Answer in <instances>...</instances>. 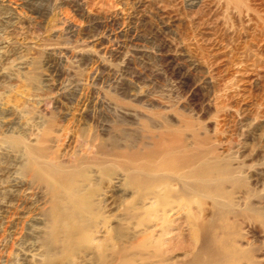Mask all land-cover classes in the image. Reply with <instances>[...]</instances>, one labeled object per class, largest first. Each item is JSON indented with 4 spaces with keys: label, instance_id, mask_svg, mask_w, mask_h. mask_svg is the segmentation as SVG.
Segmentation results:
<instances>
[{
    "label": "rangeland",
    "instance_id": "374dc122",
    "mask_svg": "<svg viewBox=\"0 0 264 264\" xmlns=\"http://www.w3.org/2000/svg\"><path fill=\"white\" fill-rule=\"evenodd\" d=\"M169 145L226 167L224 215L210 226L184 222L200 205L213 210L190 193L166 212L170 223L154 224L151 194L152 225L125 218L134 193L114 160ZM99 149L112 161L106 174L88 162L92 246H121L124 264L160 263L157 254L189 264L224 240L242 251L236 264H264V0H0V264H44L51 197L23 164L70 174ZM63 248L54 264H100L95 247Z\"/></svg>",
    "mask_w": 264,
    "mask_h": 264
},
{
    "label": "bare ground",
    "instance_id": "6f19581e",
    "mask_svg": "<svg viewBox=\"0 0 264 264\" xmlns=\"http://www.w3.org/2000/svg\"><path fill=\"white\" fill-rule=\"evenodd\" d=\"M244 111L246 110L242 109L243 113ZM248 113L249 111H247V114ZM14 140L16 141V139H13V141ZM175 148L176 146L169 145L166 149H158L154 152H144L141 157H137L136 154L132 156L127 155L129 165L114 160L117 168L120 171H123V183L125 187L134 193L132 198L133 205L129 204L126 209L127 213H124L126 219L132 220L135 224L144 225L146 227L152 225L150 223L154 220H152L147 214H150L152 210L146 207L143 208L144 199H147L151 194L154 201L158 205H161L162 212V215L159 218L160 221L158 222L156 219L154 224L170 223L169 215H167L166 212L174 206V201L179 200V197L188 199L189 196L187 195L189 193L197 197L202 196V203L204 202V204V199H208L210 201L209 205L213 210L209 214L204 213L208 208H201L200 205V208H197V211H200V214H197L198 216H194L196 214L192 216L186 215L184 218V222L187 223V225L196 229H201L204 226H210L211 223L217 220V214H219L220 218L223 217V211L225 209L217 213V197L224 193L220 185L217 186V174L223 171L226 172V167L220 164L217 159L199 153L185 152L181 155L171 154L169 151H173ZM99 153L100 156L93 157L92 161H88L89 159L87 160L84 157L76 159L74 167L77 170L70 174L62 170L64 166L60 163L50 164L46 167L37 166L36 168L32 167L29 161L23 164V170L28 173L32 179L42 183L49 191L51 197L45 232L46 236L44 240V264H54V256L57 253L61 255L60 258L68 255V250L66 251L63 246L69 248L71 244L82 246L90 251L91 248L95 247L96 256L100 264H107L110 258L115 264H124L121 246L113 249L112 245L105 239L97 246L91 245L93 237L91 236L90 229L93 228V232L96 231L97 225L93 216L94 203L91 199L95 194V190L91 188L94 178L91 177V167L88 162H93L95 165H98L102 174H106L109 165L107 162L110 160L112 161V159L105 157L109 156V153L104 150H100ZM112 154L116 157H123L122 154H114L113 152ZM139 158H145V160H149V163L152 161L155 162L156 159L159 160L154 164L147 165L138 162V160H140ZM126 170H129V172L124 173ZM148 171H153L156 175L153 177H147L148 175L146 174ZM76 179L78 180L77 182H75ZM148 184L153 185L155 188L146 191V187H148L146 185ZM172 185H174V187ZM176 204L177 206H180L181 203L179 204V202H177ZM181 206H183V204H181ZM83 213L90 217L84 216ZM142 213H146L148 217L141 215ZM155 216L157 215H154V217ZM197 234L198 232L195 230L192 234L193 239L197 238ZM61 240L63 241L60 243L62 246L57 247ZM61 247L63 248V251L58 250ZM201 249L202 247H200L199 251L194 254L191 263L189 264H224L227 262H233V264H236L238 259L243 255L241 250L226 243L224 240L220 243L218 252L216 250L215 257H207L205 254V256H203V250ZM157 256L159 257L160 263L156 264H168L164 263L168 260V257H165L162 254H157Z\"/></svg>",
    "mask_w": 264,
    "mask_h": 264
}]
</instances>
